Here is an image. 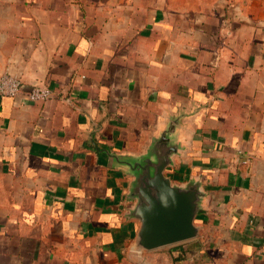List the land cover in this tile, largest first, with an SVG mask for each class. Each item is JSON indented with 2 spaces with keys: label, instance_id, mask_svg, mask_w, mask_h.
<instances>
[{
  "label": "crops",
  "instance_id": "crops-1",
  "mask_svg": "<svg viewBox=\"0 0 264 264\" xmlns=\"http://www.w3.org/2000/svg\"><path fill=\"white\" fill-rule=\"evenodd\" d=\"M0 264H264V0H0ZM177 119L197 238L145 250L140 156Z\"/></svg>",
  "mask_w": 264,
  "mask_h": 264
},
{
  "label": "water",
  "instance_id": "water-1",
  "mask_svg": "<svg viewBox=\"0 0 264 264\" xmlns=\"http://www.w3.org/2000/svg\"><path fill=\"white\" fill-rule=\"evenodd\" d=\"M177 123V119L172 120L140 156L113 155L134 176L129 197L136 202L129 216L140 221L137 244L145 250L182 243L200 233L195 220L205 197L201 182L191 180L179 185L166 175L180 149L174 140Z\"/></svg>",
  "mask_w": 264,
  "mask_h": 264
},
{
  "label": "built area",
  "instance_id": "built-area-1",
  "mask_svg": "<svg viewBox=\"0 0 264 264\" xmlns=\"http://www.w3.org/2000/svg\"><path fill=\"white\" fill-rule=\"evenodd\" d=\"M24 94L33 102L45 101L52 96L49 88L42 85H36L29 90H24L22 80L18 75L4 73L0 76V95L17 97Z\"/></svg>",
  "mask_w": 264,
  "mask_h": 264
}]
</instances>
